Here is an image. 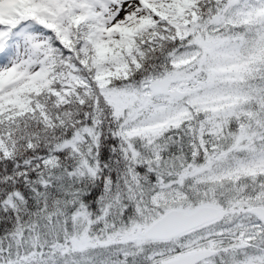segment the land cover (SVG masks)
Listing matches in <instances>:
<instances>
[{"label": "snow or ice", "instance_id": "1", "mask_svg": "<svg viewBox=\"0 0 264 264\" xmlns=\"http://www.w3.org/2000/svg\"><path fill=\"white\" fill-rule=\"evenodd\" d=\"M0 264H264V0H0Z\"/></svg>", "mask_w": 264, "mask_h": 264}]
</instances>
